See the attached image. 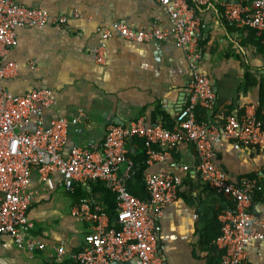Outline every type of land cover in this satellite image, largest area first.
I'll return each instance as SVG.
<instances>
[{"label":"crops","instance_id":"crops-1","mask_svg":"<svg viewBox=\"0 0 264 264\" xmlns=\"http://www.w3.org/2000/svg\"><path fill=\"white\" fill-rule=\"evenodd\" d=\"M49 14L66 16L65 26L48 22L41 28L18 26L15 40L2 64H15V73L3 78L2 85L13 94L46 88L54 100L42 110L43 124L66 118L71 146L99 148L109 124L123 125L141 117L153 125L171 124L187 98L191 78L185 51L172 38L138 42L116 32L100 40V31L113 21L132 28L169 27L167 14L154 0H16ZM202 26L197 39L198 71L211 82L214 104L207 110V125H216L219 141H211L212 161L231 181L255 177L262 193L252 200V212L264 217V155L256 148H235L222 135L219 117L255 109L259 81L264 75V38L223 15L225 4L251 7V0H186ZM98 54L100 56H98ZM97 57H100L98 60ZM30 118L27 129L34 128ZM127 150L138 152L135 143ZM198 156L190 142L175 143L169 156L149 163L144 174L164 171L179 177L176 198L167 203L158 221L157 242L161 264H218L217 251L207 238L218 231L217 214L230 204L228 198L206 187L197 173ZM126 163L119 165V173ZM63 182L53 169L41 175L33 170L28 189L32 199L27 218L31 236L44 243L41 250L16 248L12 238L0 234V260L4 264H77L71 253L79 249L89 221L72 213L87 193L96 205L104 204L103 182L77 186ZM258 195V196H257ZM63 246L57 256L55 247ZM1 264V262H0ZM118 264H135L134 260ZM241 264H264V241L253 240L246 247Z\"/></svg>","mask_w":264,"mask_h":264},{"label":"built area","instance_id":"built-area-1","mask_svg":"<svg viewBox=\"0 0 264 264\" xmlns=\"http://www.w3.org/2000/svg\"><path fill=\"white\" fill-rule=\"evenodd\" d=\"M168 16L169 27L132 28L124 21H113L100 31V40L111 32L125 39L144 42L172 38L185 51L191 69L186 101L171 129L161 123L147 125L141 117L127 124H109L97 149L71 146L64 149L67 138L66 118L51 119L43 124L41 113L52 107L54 100L46 88H34L23 94H13L2 85L3 78L15 73V64H2L15 40V28H41L48 22L65 26L66 16L50 17L38 7H27L16 0H0V234L9 235L16 248L41 250L44 243L31 236L32 223L27 209L32 199L28 189L33 170L44 175L57 170L63 182L85 184L101 181L116 197V219L111 224L103 212L97 211L92 198H80L72 213L89 221L79 249L71 253L77 264H107L111 261L134 260L135 264H161L157 242L158 221L164 206L176 198L179 177L164 171L145 174L148 198L133 196L125 186L131 161L127 158L126 141L131 137L144 140L147 164L162 161L178 142H190L195 147L199 179L208 189L230 201L217 214L218 235L212 240L218 264H241L246 247L253 241H264V217L252 212V195L260 190L255 177L231 181L212 161L211 141H219L216 125L196 119L197 107L206 111L214 104L211 82L198 71L199 53L196 45L202 26L185 0H154ZM223 15L239 26L256 33L264 31V0H251V7L225 4ZM98 56H100L98 54ZM99 60L100 57H97ZM36 123L27 129L30 118ZM222 135L231 139L234 147L249 145L264 155V126L251 110L226 113L219 117ZM126 166L119 173V165ZM264 173V166H263ZM57 256L64 250L55 247Z\"/></svg>","mask_w":264,"mask_h":264},{"label":"trees","instance_id":"trees-1","mask_svg":"<svg viewBox=\"0 0 264 264\" xmlns=\"http://www.w3.org/2000/svg\"><path fill=\"white\" fill-rule=\"evenodd\" d=\"M186 1V0H185ZM264 38V31H262L259 35V40ZM207 113L206 110L202 107H197L196 110V119L198 121H205L207 118ZM255 116L258 120L261 121L262 125L264 126V75L260 78L259 81V100H258V105L255 109ZM174 123V122H173ZM172 123V124H173ZM162 126L167 129H171L172 126L167 120H163ZM126 142L130 143H135L138 147L139 150L138 152L133 151V150H127V158L131 161V168L128 177L125 180V186L127 190L135 197L145 200L148 198V190L146 188V185L144 183V172L147 167V162L146 158L147 155L145 153V145H144V140L138 137H131L128 138ZM99 181V180H97ZM80 183H76L75 186H73V191H75L77 186H80ZM102 188L104 189L103 191L105 192L104 196V204L103 206L97 205V211L98 212H103L107 215L108 220L111 224L115 223L116 219V197L115 195L108 190L104 184L102 185ZM262 193V190L255 191L252 195V200L256 198V194ZM258 196V195H257ZM88 197L87 193H83L81 198H86ZM80 198H78L79 200ZM77 200V201H78ZM219 232V227L218 231L216 233L211 234L207 240H213ZM212 250L215 251L214 246H212Z\"/></svg>","mask_w":264,"mask_h":264},{"label":"water","instance_id":"water-1","mask_svg":"<svg viewBox=\"0 0 264 264\" xmlns=\"http://www.w3.org/2000/svg\"><path fill=\"white\" fill-rule=\"evenodd\" d=\"M0 262H1V264H4V262H2L1 260H0ZM107 264H118V262H116V261H111V262H109V263H107Z\"/></svg>","mask_w":264,"mask_h":264}]
</instances>
